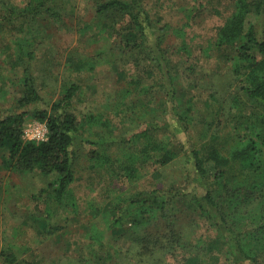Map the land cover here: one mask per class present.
I'll use <instances>...</instances> for the list:
<instances>
[{"label": "rangeland", "instance_id": "obj_1", "mask_svg": "<svg viewBox=\"0 0 264 264\" xmlns=\"http://www.w3.org/2000/svg\"><path fill=\"white\" fill-rule=\"evenodd\" d=\"M235 1L145 0L150 15L162 25L171 26L164 47L175 55L169 56L177 91L174 101L176 110L184 111L182 107L187 104L193 109V121L188 125L192 144L197 147L208 141L207 134L218 135V144L225 149L250 134L246 127L236 128V124L242 114L248 116L251 105L241 84L229 73L231 65L212 43L232 14ZM27 2L0 0V111L17 107L23 96L22 69H14L15 55L7 50L10 46L15 48L17 41L27 40L36 53L32 62L36 85L48 105L60 101L66 89L75 84L80 89L72 112L80 120L100 113L109 117L105 111L108 105L117 110L121 103H136L135 117L126 114L127 106H123L119 117L112 115L114 124L124 131L146 122L161 124L167 128L159 132L160 137L172 139L170 130L176 126L170 117L173 112L167 104L165 82L160 79L164 88L148 79L144 84H133L146 77L148 70L140 66L141 62L138 64L145 57L143 49L130 52L123 46L127 18L100 16L91 0H66L58 14L44 15L34 23L2 20L11 8L22 10ZM35 108L29 109L32 113L25 123V139L41 142L48 139L49 131L45 123L35 119ZM89 149L88 145L80 146L76 181L62 203L38 198L49 184L48 177L39 171L4 168L5 152L0 153L1 248L15 247L21 258L33 264H131L145 244L143 233L148 230L134 226L133 218L127 217L128 210L118 225H113L119 215L117 210L130 207V198L140 191L195 190V185L188 186L194 170L183 153L167 166L149 160L140 177L129 181L110 176L108 170L91 160ZM111 151L117 153L118 147ZM129 212L132 214L133 210ZM186 218L183 216L180 222ZM197 222L201 228L191 237L192 244L214 235L203 221ZM154 226L149 231L157 235L158 226ZM261 252L264 257V250ZM168 264L177 263L170 259Z\"/></svg>", "mask_w": 264, "mask_h": 264}, {"label": "trees", "instance_id": "obj_2", "mask_svg": "<svg viewBox=\"0 0 264 264\" xmlns=\"http://www.w3.org/2000/svg\"><path fill=\"white\" fill-rule=\"evenodd\" d=\"M65 1L28 0L25 8L19 11L11 8L2 20L34 23L44 15L58 14ZM91 1L100 16L128 19V30L121 39L123 46L130 52L143 49L145 57L138 60V64L141 62L140 66L148 70L146 77L138 78L133 84H144L148 79L164 88L160 79L165 82L167 104L173 112L170 117L176 126L170 130L172 139L160 137L159 132L167 128L161 124L146 122L127 131L114 124L112 115L119 117L123 106H127L126 114L135 117L136 103L131 106L121 103L117 110L108 105L105 111L109 117L100 113L80 120L72 112L80 89L75 84L66 89L60 101L48 105L32 71L35 50L30 48V41L19 40L15 48L10 46L7 51L15 55L14 69H22L24 90L17 107L0 111V153L5 152L4 168L41 172L50 181L38 198L43 202L62 203L76 181L78 150L82 144L90 147L91 160L108 170L110 176L129 181L140 177L149 160L167 166L183 153L194 170L188 186L195 185V190L140 191L130 198V207L117 210L119 215L113 225H118L128 210L126 216L133 218L134 226L148 230L143 233L145 244L138 249V257L131 264H168L170 259L177 264H264L261 252L264 250V0H236L232 14L211 41L214 49L231 65L229 73L241 84L242 93L251 105L248 116L242 114L236 124V128L246 127L250 134L228 149L219 146L216 134H207L208 141L203 147L193 145L188 125L193 121L190 114L193 109L187 108V104L182 107L184 111L176 110L177 91L169 58L175 55L164 47L171 26L162 25L158 18L152 17L145 0ZM30 108L36 109L35 119L48 128L45 141L25 139ZM135 123L137 121H133ZM114 147L123 151L113 153ZM209 167H213L212 172ZM129 209L133 210L132 214ZM183 216L187 218L180 222ZM198 219L208 230H213L214 235L192 244L191 237L201 228ZM151 225L158 226L157 235L150 233ZM0 263L33 264L21 258L11 246H0Z\"/></svg>", "mask_w": 264, "mask_h": 264}, {"label": "built area", "instance_id": "obj_3", "mask_svg": "<svg viewBox=\"0 0 264 264\" xmlns=\"http://www.w3.org/2000/svg\"><path fill=\"white\" fill-rule=\"evenodd\" d=\"M44 136H46V135H44ZM36 138H40V137H37V136H36Z\"/></svg>", "mask_w": 264, "mask_h": 264}]
</instances>
